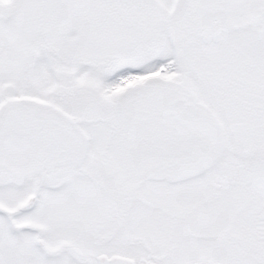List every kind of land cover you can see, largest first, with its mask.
Returning a JSON list of instances; mask_svg holds the SVG:
<instances>
[{
  "label": "snow or ice",
  "instance_id": "1",
  "mask_svg": "<svg viewBox=\"0 0 264 264\" xmlns=\"http://www.w3.org/2000/svg\"><path fill=\"white\" fill-rule=\"evenodd\" d=\"M0 264H264V0H0Z\"/></svg>",
  "mask_w": 264,
  "mask_h": 264
}]
</instances>
